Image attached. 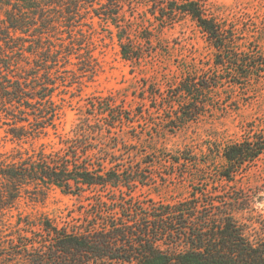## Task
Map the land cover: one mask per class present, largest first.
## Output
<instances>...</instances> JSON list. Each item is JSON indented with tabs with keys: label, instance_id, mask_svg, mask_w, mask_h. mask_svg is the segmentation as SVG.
Segmentation results:
<instances>
[{
	"label": "trees",
	"instance_id": "1",
	"mask_svg": "<svg viewBox=\"0 0 264 264\" xmlns=\"http://www.w3.org/2000/svg\"><path fill=\"white\" fill-rule=\"evenodd\" d=\"M96 1L103 5L101 0H0V149H5L3 141L26 143L46 137L49 128L56 129L62 111L54 99L56 69L62 62L70 63L72 45L79 42L75 34L79 25L75 24L84 18L82 11ZM105 1L110 9H120L117 0ZM146 3L161 24L172 25L189 17L215 51L214 68L225 67L230 74V78L224 73L183 78L175 87V97L184 101L174 117L168 118L169 128L179 130L201 116L206 91L263 77L264 71L254 74L260 64L249 52L233 47L238 43L235 28L208 16L203 1ZM93 11L106 21L117 15ZM81 31L77 33L86 38ZM63 33L69 46L58 38ZM120 47L125 60L141 59L140 50L123 39ZM93 60L88 58L81 71L94 73ZM86 115L70 133L57 136L59 148L48 151L43 144L31 151L0 152L1 214L18 209L24 194L37 195L52 188L82 200L79 215H72V224L65 222L62 227L47 217L32 221L19 213L14 227L18 232L35 229L44 236L30 242L18 238L15 243L1 232L0 264H8L9 254L28 264H264V217L244 198L219 201L217 193L194 190L175 204L140 200L135 190L154 178L142 176L144 160H135L138 152L114 136L118 125L131 123V110L120 106L115 96L96 97L90 100ZM218 147L223 159L220 176L232 183L264 156V134L254 133L244 141ZM201 154L212 155L213 149ZM197 155L185 149L162 158L180 166L200 164ZM127 190L130 198L119 195ZM107 191L112 192L110 197Z\"/></svg>",
	"mask_w": 264,
	"mask_h": 264
},
{
	"label": "rangeland",
	"instance_id": "2",
	"mask_svg": "<svg viewBox=\"0 0 264 264\" xmlns=\"http://www.w3.org/2000/svg\"><path fill=\"white\" fill-rule=\"evenodd\" d=\"M117 1L121 6L113 8L114 11L105 0H101L105 7L98 5L99 1L93 7L88 5L82 11L84 18L75 24L79 25L75 28L79 42L72 45L70 63L63 65L62 62L56 69L58 89L54 99L62 108L56 129L49 128L46 137L26 143L3 141L5 149L0 152L31 151L43 144L48 151L59 148L57 136L70 133L79 119L87 116L91 99L115 96L120 106L131 110L132 116L130 124L118 125L114 136L138 152L135 160H144L142 176L154 178L149 185L135 190L136 197L145 202L175 204L194 190H206L217 193L219 201L229 197L244 198L254 212L264 217V156L236 176L234 182L228 183L220 176L223 159L217 152L218 146L244 141L254 133L264 134V67L261 66H264V0H201L208 16L235 28L238 43L233 47L249 52L248 55L260 64L253 70L254 74L263 77L242 81L241 86L225 83L206 91L202 115L179 130L166 124L168 118L174 117L178 104L184 101L175 97L176 85L188 75L202 77L224 73V77L230 78L228 69L214 68L215 51L189 17L179 18L172 25L161 24L150 14L147 0ZM93 10L101 15H117L106 21L104 16L96 17ZM0 17L3 18L1 12ZM61 30L68 29L62 27ZM78 30H82L86 38H82ZM58 38L64 40L65 46L70 45L66 33L58 34ZM120 39L140 50L139 61L123 58ZM51 41L59 44L54 37ZM26 56L32 59L28 53ZM90 57L94 59V73L81 71ZM209 147L213 149L212 155L201 154ZM185 149L198 154L196 158L201 160L200 164L179 166L162 158L163 154L168 156ZM131 161L127 158V162ZM105 194L110 197L112 192ZM119 195L130 198L131 191ZM81 202L55 188L37 195L24 194L18 209L0 213V234L3 232V237L15 243L18 238L20 241L22 238L29 242L36 240L44 234L35 229L18 232L14 228L19 213L30 216L32 221L47 217L62 227L65 222L72 224V215H79ZM7 263L28 264L27 260L11 254Z\"/></svg>",
	"mask_w": 264,
	"mask_h": 264
}]
</instances>
